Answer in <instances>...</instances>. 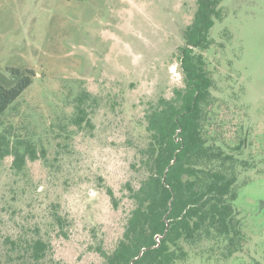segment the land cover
<instances>
[{
  "label": "rangeland",
  "instance_id": "1",
  "mask_svg": "<svg viewBox=\"0 0 264 264\" xmlns=\"http://www.w3.org/2000/svg\"><path fill=\"white\" fill-rule=\"evenodd\" d=\"M221 9L212 47L196 53L214 82L209 142L230 154L243 141L234 206L244 247L226 258L223 243L184 244L177 264H264V0ZM196 10L197 0H0V83L12 84L10 69L34 72L0 135L39 156L22 170L0 159V264H33L35 240L50 245L40 264H103L98 248L114 250L134 209L127 185L148 174L147 114L184 87L180 48Z\"/></svg>",
  "mask_w": 264,
  "mask_h": 264
},
{
  "label": "trees",
  "instance_id": "2",
  "mask_svg": "<svg viewBox=\"0 0 264 264\" xmlns=\"http://www.w3.org/2000/svg\"><path fill=\"white\" fill-rule=\"evenodd\" d=\"M222 2L197 0L194 20L180 48L184 87L175 89L171 99L161 98L147 114L150 142L141 150V163L148 174L138 188L127 185L134 209L114 250L98 248L103 264H177L188 257L184 244L204 241L223 243L226 258L243 251L245 234L234 206L237 168L246 164L235 154L243 141L230 154L209 142L205 127L214 82L204 55L196 53L212 47L211 30L223 20ZM9 71L12 84L0 83V118L33 83L32 70ZM88 99L82 93L76 100L77 126L86 120ZM24 144L12 146L0 135V159L14 156L17 170L24 168L27 159H39L35 148ZM108 195L117 208L118 199L110 188ZM27 248L32 263L40 264L50 245L35 240Z\"/></svg>",
  "mask_w": 264,
  "mask_h": 264
}]
</instances>
